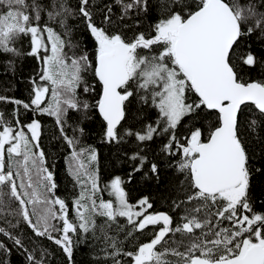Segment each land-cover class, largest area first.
<instances>
[{
    "label": "snow or ice",
    "instance_id": "snow-or-ice-1",
    "mask_svg": "<svg viewBox=\"0 0 264 264\" xmlns=\"http://www.w3.org/2000/svg\"><path fill=\"white\" fill-rule=\"evenodd\" d=\"M18 66L0 264H264V0H0Z\"/></svg>",
    "mask_w": 264,
    "mask_h": 264
},
{
    "label": "trees",
    "instance_id": "trees-1",
    "mask_svg": "<svg viewBox=\"0 0 264 264\" xmlns=\"http://www.w3.org/2000/svg\"><path fill=\"white\" fill-rule=\"evenodd\" d=\"M29 71H30L29 66H24L22 69V72H21L20 67L18 66V70L14 78L0 76V94L6 93L9 96L14 95L18 98L25 97L27 95V92L25 91L26 81L24 80V76H26ZM0 72H3L2 68H0ZM9 107L11 106L9 105ZM3 108H4V105L0 104V110H3ZM101 157H102V166H103L105 174L113 172L114 169L111 166L113 161L106 148L101 150ZM104 157H108V158L105 159ZM60 164H61V171H62V161L60 162ZM115 171L117 172V174H121V175L124 174L122 169L118 168ZM63 183H64L63 178H61L62 187H63ZM129 188L131 190V194L134 197L138 196L142 190L144 191L147 190L142 183L130 185ZM257 194L259 195V192ZM46 243L50 244V242H46ZM10 259H11V264H18L19 262V257L16 253H13ZM77 259L78 260L86 259V250H83L80 253H78Z\"/></svg>",
    "mask_w": 264,
    "mask_h": 264
}]
</instances>
